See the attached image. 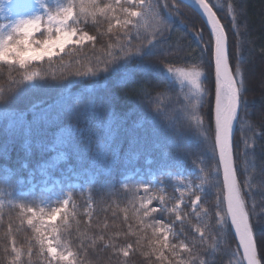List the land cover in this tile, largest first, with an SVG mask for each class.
Wrapping results in <instances>:
<instances>
[{"label": "snow or ice", "instance_id": "6c2138e0", "mask_svg": "<svg viewBox=\"0 0 264 264\" xmlns=\"http://www.w3.org/2000/svg\"><path fill=\"white\" fill-rule=\"evenodd\" d=\"M27 2L28 0H6V6L23 5ZM39 2L42 9L39 14L16 20L5 16V22L0 23V73H8L7 87L0 86V104L7 103L24 84L49 77L59 80L90 79L102 73L124 72L133 60L140 61L137 68L146 77L152 66L144 61L153 57L158 58L157 63L163 67V73L172 77L179 76L203 98L209 95V91L203 87L201 77L207 79L206 71L208 75H212L214 70V127L211 108L207 126L202 115H191L184 121L181 119L182 109L161 110L159 100H153L147 89H132L138 97L137 107L144 105L151 109L155 103V111L167 121L168 153L189 154L193 129L199 136L203 150L210 153L215 161L214 166H210L207 171L200 169L204 173L205 182L214 193L213 208L210 210L204 207L202 187L198 191H191L187 202L185 192L181 191L169 208L164 195H153L152 185L144 184L140 203L138 206L133 205L132 209L139 226V235L131 225L127 231L108 234L104 231L108 228L105 223L98 225L101 231L89 246L111 250L113 256L122 257L117 259L116 264H129L130 256L137 252L144 256L146 264H214V260L209 258L211 241L218 247L227 245L235 264H264V231H258V226L264 228V197L257 211V203L255 200L249 203L245 182L241 179V174L248 171L246 160L254 145L244 139L243 150L238 154L233 137L234 126L249 119L250 104L246 95L249 82L245 79L240 58L242 43L236 40V36L241 34V26L235 24V17L231 27L226 26L217 15L220 9L210 3V0H194L206 18L204 27H196L192 31L199 41L201 66L174 71L173 67L168 66L171 63L168 57L178 54V49L172 43V36L176 31L174 20L190 27L186 24L187 14L178 0H65L55 7H50L43 0ZM228 7L231 10L232 6ZM3 12L4 9L0 8V15ZM89 21L94 24L106 23V30L90 34L83 27ZM243 28L246 31L247 24ZM38 33L41 34L40 38H36ZM99 37L107 38L99 49L103 55L95 56V59L83 64L77 58V53L87 47L95 54L98 51ZM248 43L251 45L254 41ZM260 51L264 54V47ZM66 61V70L60 74L44 71L41 65V62L52 65L64 64ZM13 73L18 78H13ZM124 83L135 84V76L124 72L121 84ZM260 85L264 88V74ZM115 98L116 94H113L106 103L107 123L98 122L97 131L87 137L83 135L84 129L75 123L62 121L77 120L87 111L88 104L94 99L92 97L85 101L77 96L75 103L65 104L51 118L35 115L30 118L33 109L21 112L20 120L14 128H5L9 137L5 158L9 156L11 145L18 138L23 139V147L31 154L32 140L39 135L43 138L37 139L36 147L42 153H58L40 166L45 174L47 170H55L60 159L67 160L69 154L74 155L78 163L87 159L90 164H95L98 158L108 156L111 151L108 162L115 166L120 162L121 156L120 146H112L113 138L132 115V111L124 115L118 113L113 104ZM204 103L207 101L202 100L199 104L201 109ZM259 121L261 136H264V111L260 113ZM41 123L44 124L43 132H34V125L39 129ZM135 144L136 138L132 136L129 152L135 149ZM136 158H139L138 152ZM261 171L264 174V169ZM70 199L71 197L64 198L48 211L43 207L37 210L23 204L19 206L20 223L23 224L26 219L33 236L27 246L20 245L9 219L3 234V239L6 240L3 251L9 257L7 264H33L34 249L42 264H87L86 259H81L87 255L83 242L73 247L68 239L69 219L76 214L74 208L69 210ZM154 200L160 201L159 207L152 206ZM186 208L191 211H185ZM127 212L128 209H125V221L130 219ZM157 213H168L172 219L167 222L158 219L154 215ZM57 221L61 224L58 225ZM177 223L180 225L179 231L175 227ZM148 229L151 230V238L145 248L142 239L146 237ZM129 237L137 239L129 242ZM121 240L123 243L119 242ZM232 244L235 246L232 247ZM25 256L26 261L23 259Z\"/></svg>", "mask_w": 264, "mask_h": 264}, {"label": "rangeland", "instance_id": "374dc122", "mask_svg": "<svg viewBox=\"0 0 264 264\" xmlns=\"http://www.w3.org/2000/svg\"><path fill=\"white\" fill-rule=\"evenodd\" d=\"M43 2L50 7H55L57 3H64L65 0H43ZM0 8L4 9L3 15H0V23L5 22L3 20L5 16L16 20L34 16L42 11L39 0H28L23 5L12 4L7 6L6 0H0ZM83 27L90 34H97V32L102 33L106 30V23L94 24L89 21ZM40 36L41 34L38 33L36 38H40ZM99 38L100 44H97L98 51L95 54L87 47L77 53V58L83 64L95 59V56L103 55L99 49L106 40L104 37ZM66 64L67 61L64 64L54 63L52 65L41 62L44 71L57 74L66 70ZM169 65H176L177 69H181L201 66V62L189 64L177 60L176 63H170ZM72 67L74 68L75 65L73 64ZM129 73H132L135 77H140L139 81L145 78L137 67L130 70ZM105 74L108 73H102L99 76ZM123 75L118 77L122 78ZM12 76L18 78L16 73ZM206 76L207 79L201 77V81L203 87L207 90V71ZM7 80L8 78L0 81V86L7 87ZM82 80L84 79L59 80L49 77L46 80L24 84L7 103L0 104V217H2V220H0V264H7L9 259L3 251L6 243L3 234L9 219L12 221L15 230L14 235L20 245L27 246L33 236L32 229L27 225L26 219L23 224L20 223L19 206L21 204L37 210L43 207L45 211H48L51 207L57 206L64 198L71 197L69 210L71 211L74 208L76 214L70 217L69 225L73 221L80 220L78 223L84 226L83 230L88 232L89 236H93V239L101 231L98 225L102 226L105 223H107L108 228L104 231L108 234L114 231H127L129 225H131L132 229L137 231L139 235V226L132 209L133 205L138 206L140 203L144 184L152 185L153 195H164L167 198L166 205L169 208L181 191L185 192V201L187 202L190 198L189 193L194 190L198 191L201 187L204 189L202 196L204 207L211 210L214 206V193L209 184L205 182L204 173L200 169L203 168L207 171L210 166H214L215 161L210 153L203 150L202 141L199 140L200 138L194 129L192 146L190 153L187 155L170 154L166 151L167 147L163 149V152H159L157 147H153L152 142L161 139H165L164 143L167 145L166 138L168 136L167 121L160 113L155 111V103H153L151 109L144 105L137 107V103L127 111V113L132 111V115L113 138L112 146L113 148L120 146L121 156L120 162L115 166L108 162L111 158V151H109L108 156L98 158L95 164H90L87 159L83 163H78L76 157L69 154L67 160L61 158L57 168L47 170L45 174L40 166L53 155H58V153H42L36 147L37 139L43 138L39 135L32 140L31 154L23 147V139L18 138L11 145L9 156L5 158L4 152L9 138L8 134L5 133V128H14L20 120V113L11 115L9 112L18 108L29 110L62 92L65 93L63 98L50 103L48 107L34 108L30 118L32 115L51 118L60 112L65 104L75 103L76 97L81 96L85 101L90 97L94 98L88 104L87 111L83 112L77 120H63L62 122L75 123L79 128L84 129V137L97 131L98 122L107 123L105 121L106 111L103 105L105 88L102 89L99 84H96L94 90L67 93L73 84ZM156 99L159 100L161 110L182 109L181 119L187 121L191 115L202 114L199 104L206 97L202 98L191 85L175 77L172 83L168 85L167 90L163 94L160 93L153 100ZM43 129V123L39 125V129L34 125V132H43ZM132 136H135L136 144L135 149L129 152V141ZM137 152L139 153L138 159L136 158ZM125 153H127V156H125ZM25 164L27 167H24ZM152 206L159 207L160 201L154 200ZM125 209H128L127 215L130 217L127 221H125ZM185 211H191V209L186 208ZM154 215L166 222L172 219L168 213ZM205 222H207L206 219ZM57 224L59 225L61 222L57 221ZM175 227L179 231V223ZM150 238L151 230L148 229L146 237L142 239L145 248H147ZM68 239L73 247L79 245L77 239L72 236L69 235ZM136 239L137 237H129L128 241L133 242ZM229 241H231V237H229ZM119 242L123 243L122 240ZM209 244V258L214 260V264H230V261L231 264H235V259L229 255L227 245L218 247L211 241H209ZM234 246L232 244V247ZM86 253V257L82 256L81 259H86L87 264H116L117 259H122V257L113 256L111 250H100L99 247H88ZM23 259L26 261L27 257L25 256ZM33 264H42L41 260L35 255V249ZM129 264H146V261L144 256L137 252L130 256Z\"/></svg>", "mask_w": 264, "mask_h": 264}, {"label": "trees", "instance_id": "16d2710c", "mask_svg": "<svg viewBox=\"0 0 264 264\" xmlns=\"http://www.w3.org/2000/svg\"><path fill=\"white\" fill-rule=\"evenodd\" d=\"M178 2L187 14L186 24L190 27L181 24L179 20H174L176 31L173 33L172 43L173 46L178 49V54L174 53L172 56H169L168 61L176 63L178 60L183 63L197 64L202 61V57L200 54L199 41L192 34V31L196 27H204L206 21L191 5L183 0H178ZM210 3L216 5L217 8L220 9L217 15L221 18V23L231 27L233 17H235V24L241 26V34L236 36V40L242 43L240 58L244 68L245 79L249 82L246 95L250 100V104L249 119L237 125L234 141L237 144L238 154L239 151L243 150L244 139H247L250 145H254V147L249 150V156L246 160L248 171L241 174V179L245 182L244 187L247 192L249 203L255 200L257 203V211H259L261 199L264 197V190H262L264 189V174H262L261 171L264 169V136H261L262 129L259 121L260 113L264 111V98H262L264 97V88L260 85L262 74H264V54L260 51V49L264 47V0H210ZM229 5L232 6L231 10H229ZM165 15L167 16V13H165ZM168 18L173 19L172 17ZM245 24H247L246 31L243 28ZM104 39L107 40L106 37H104ZM248 41H254V43L249 45ZM97 44H100V41H97ZM203 58L206 59V57ZM157 60V57H153L144 61L145 64H150L152 66L151 71L140 81V77H135V84H121L122 78L118 77L119 75H123L124 72H129L137 67L140 61L134 60L127 65L124 72H113L95 78H86L73 84L67 93L94 90L95 85L99 84L102 89H106V93L103 95L104 110L106 111V103L109 98L112 97L113 94H116L113 104L116 111L124 115L128 110L134 107V104L138 103V97L132 91L134 87H143L147 89L148 92H152L151 97L154 99L160 95V93L163 94L167 90L168 85L172 83L175 77L179 78V76L172 77L163 73L164 69L157 63ZM168 66L170 65L168 64ZM170 67H173L174 71L177 69L176 65H171ZM7 78L8 73L6 71L0 73V81L6 80ZM206 86L209 95L205 99L207 103H204L201 109V115L205 117V125L207 126L209 108H211V119L214 127V70L212 75H208ZM64 95L65 93L62 92L49 99L47 102H41L38 107H33L31 109L48 107L50 103L63 98ZM23 111H27V109L18 108L9 113L11 115H17ZM164 141L165 139H161L152 142L153 147L155 146L158 148L159 152H163V149L167 147ZM78 221L80 220L73 221L69 225L70 236L77 239V244L83 242L85 248H88L90 247L89 245L93 236H89L88 232L83 230L84 226L80 225ZM258 231H264V228L258 226Z\"/></svg>", "mask_w": 264, "mask_h": 264}, {"label": "water", "instance_id": "95a60500", "mask_svg": "<svg viewBox=\"0 0 264 264\" xmlns=\"http://www.w3.org/2000/svg\"><path fill=\"white\" fill-rule=\"evenodd\" d=\"M183 1L188 3L189 5H191L204 18V20L206 21V18L202 15V13L200 12L199 8H197V6L195 5L194 0H183ZM237 125L234 126L233 137L235 135V132H236V129H237Z\"/></svg>", "mask_w": 264, "mask_h": 264}]
</instances>
